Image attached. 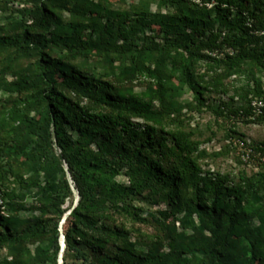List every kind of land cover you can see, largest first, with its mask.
<instances>
[{
  "label": "trees",
  "instance_id": "1",
  "mask_svg": "<svg viewBox=\"0 0 264 264\" xmlns=\"http://www.w3.org/2000/svg\"><path fill=\"white\" fill-rule=\"evenodd\" d=\"M22 5L0 22V85L17 95L0 108V264H264V142L231 129L226 147L260 157L221 174L191 127L229 112L209 100L231 76L246 79L236 120L264 121L248 119L264 100V0Z\"/></svg>",
  "mask_w": 264,
  "mask_h": 264
},
{
  "label": "rangeland",
  "instance_id": "2",
  "mask_svg": "<svg viewBox=\"0 0 264 264\" xmlns=\"http://www.w3.org/2000/svg\"><path fill=\"white\" fill-rule=\"evenodd\" d=\"M141 0H112L115 8L128 9L132 4L138 3L140 4ZM23 3H26V0H13L8 5V10L6 12L0 11V22L2 24L7 25L10 22H13L17 18H19L23 12ZM161 2H157L152 5V9L154 12L159 11L161 9ZM26 8V7H25ZM163 12H166L163 9ZM65 18H68L69 15L67 13L64 14ZM151 35H156V33L150 32ZM22 66H26L28 62L22 61L20 63ZM1 71V67H0ZM205 72V69H202V73ZM7 82H11L13 77L8 75L6 78ZM225 88L228 89V94L223 93H214L211 95L209 104L211 106L218 107L221 103L227 104V108L229 112L225 115V117L217 116L213 112H203V113H195L194 120L191 123V127L197 131V138L203 141L202 148L206 149L211 154L209 159L202 161L203 166L206 168H211L213 170H219L221 174H233L237 176L240 171H246L251 174L252 172H256L255 166L245 164L241 161V157L239 156V151L236 148H228L227 145V136L231 129H234L237 132L238 136H243L247 140L254 141L256 143L264 142V121L260 123L250 124L245 120L237 121L234 117V113L232 111L238 110L240 108H245L247 106L246 102L241 99V97L235 95V90H240L246 84V79L244 76H231L229 79H225L223 81ZM136 87L137 92H141L145 89L144 83L142 81H138L134 85ZM17 95L10 94L5 90V85L2 83L0 85V108L2 106H6L10 103L12 99H14ZM234 98V101L231 100ZM186 103H192V95L189 92H186L183 99ZM222 106V105H221ZM210 139V140H209ZM209 140V141H208ZM218 154V156H214ZM119 182L126 183L127 179L123 176L118 178ZM78 194L74 191V195L72 200L70 199L65 208L68 210L72 209L76 206L78 202ZM30 202H33L32 198H29ZM141 206L144 211V216L149 215L151 212H155L157 210L156 207L145 206L144 204H137ZM27 215V214H24ZM69 215V211L64 217L60 225V243L62 246V252L65 248L64 237L62 235V224L65 223L66 218ZM118 222H124L123 218H118ZM127 226L133 227L135 229L142 230L146 233H152L153 228L145 227L143 224H135L132 225L130 222L127 223ZM7 251H2L0 253V261L7 257ZM60 264H62V259H60Z\"/></svg>",
  "mask_w": 264,
  "mask_h": 264
},
{
  "label": "built area",
  "instance_id": "3",
  "mask_svg": "<svg viewBox=\"0 0 264 264\" xmlns=\"http://www.w3.org/2000/svg\"><path fill=\"white\" fill-rule=\"evenodd\" d=\"M253 114L248 118L254 120L256 117L260 116L264 112V100L263 99H253L252 100ZM239 156L248 165H253L255 159H258L260 155L256 154L253 149L247 148L244 144L239 146Z\"/></svg>",
  "mask_w": 264,
  "mask_h": 264
}]
</instances>
